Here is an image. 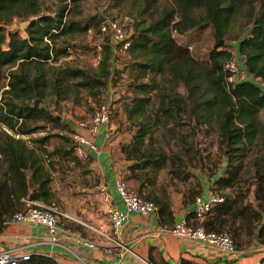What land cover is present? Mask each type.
Returning a JSON list of instances; mask_svg holds the SVG:
<instances>
[{"label":"trees","instance_id":"16d2710c","mask_svg":"<svg viewBox=\"0 0 264 264\" xmlns=\"http://www.w3.org/2000/svg\"><path fill=\"white\" fill-rule=\"evenodd\" d=\"M45 1L0 0V235L13 216L26 209L24 200L52 202L51 158L80 163L68 138L69 149L53 152L46 150L53 135L34 140L36 147L23 139L45 131L42 121L61 126L57 116L36 102L57 104L79 89L96 96L124 76L125 94L118 103L134 132L119 149L129 163V179L136 180V193L158 206L160 223L171 228L175 222L171 187L158 186L162 171L183 185L181 203L190 220L203 188L192 173L197 168L196 150L190 156L169 153L154 144L155 133L165 129L187 144L197 126L215 125L225 167L223 174H213L218 177L211 189L225 202L214 207L203 226L207 231H228L238 251L254 241L264 244V154L250 160L254 202L246 204V195L237 192L253 148L258 142L264 145V0H109L105 12L123 14L131 32L128 60L115 71L108 43L96 71L53 66L68 55V47L58 46L61 39L99 30L106 16L83 18L82 0H70L72 5L58 0L57 8L48 12ZM16 20L26 23L24 33L10 27ZM174 23L180 37L210 33L213 45L205 59L191 55L189 45L172 37ZM233 40L252 80L227 83L225 65L235 56ZM228 189L236 190L233 198L221 193ZM63 227L75 230L72 225ZM149 261L159 264L152 256ZM24 264L59 262L37 253Z\"/></svg>","mask_w":264,"mask_h":264},{"label":"rangeland","instance_id":"374dc122","mask_svg":"<svg viewBox=\"0 0 264 264\" xmlns=\"http://www.w3.org/2000/svg\"><path fill=\"white\" fill-rule=\"evenodd\" d=\"M68 3L72 5L70 0H68ZM108 3L109 0H82V17L89 18L95 15H105L109 19H117L123 21V23L127 25V22L124 21L125 16L123 14H120L114 9L109 10L107 13L105 12ZM57 6L58 0L45 1L46 11L48 12H53ZM25 25L26 23L16 20L10 27L17 28L24 33ZM93 32L94 35H90L88 32L82 37L70 36L61 39L58 42V46L68 47V55L60 58L57 63H53L52 65L55 67L72 66L87 71L98 70V66L95 65V60L99 53V51H97V46L100 45L101 48H103V46L108 43V39L101 38L98 30L93 29ZM179 42L193 48L192 51H190L191 55H199L204 59L207 57L208 52L213 45L212 37L210 33L206 31L201 35L189 33L186 37L179 39ZM230 43L235 50H238V45L235 40ZM237 55L241 58L239 53ZM113 57L114 61L111 70H121L123 63L128 60V53L127 51L118 52L116 55L113 54ZM117 78H120V76ZM253 81L256 82L254 79ZM124 83L125 77L122 76V79H116L115 81L110 82L108 87L99 90V93H97L96 96L92 95V92H89L88 90L79 89L72 97H70V99L61 101L57 104L54 101L43 102L42 104L39 103V106L41 105L42 107L47 108L49 112L60 119L61 126L56 127L51 123H45V121H42L40 125L46 127L45 131L35 133L31 136H25L23 139L30 147H36L34 140H38L50 134L54 137L50 139L46 146L48 152H53L57 148L69 149V144L71 145V142L67 144L65 138L71 140V134L74 128H76L81 121L90 118L100 103L103 102L105 96L110 95L115 104V113L112 118L114 128L113 142L115 143V147L110 154L112 156L113 166L117 168V171L124 175L123 169L127 164L123 161L119 145L128 142L134 132L131 123L126 120L120 104L118 103L121 102V97L125 94ZM1 84L4 85L6 83L3 81ZM262 118L264 120V113L262 114ZM1 130H3L2 127H0V131ZM184 133L186 134L187 131ZM187 142V144L183 143V139L177 135L175 136L171 134L165 129H161L155 133L154 144H156L158 148H162L169 153L173 151L183 156H190L192 155V149L196 150L198 155L197 168H192V173L195 174L196 177L202 178L205 182L209 181L213 183L218 177L217 175L224 173L225 167L223 153L217 145L218 135L216 126H197L196 132L193 133V136L189 138ZM186 149H189L190 151L185 152ZM263 151L264 145L261 142H258L251 152L250 159L247 160L240 185L237 187V192L246 195V204L254 202L256 191L253 171L249 170V165L251 163L250 160L257 155L264 154ZM50 164H52L50 169L52 175L51 189L53 192V199L50 204H45L53 206L64 214H74L76 219L93 225L85 212L88 210L91 211L90 209L92 207L95 208V211H99L100 205L104 206L100 188H107L105 183H103L102 173L97 165L98 161L91 159L86 163L80 162L78 164V161L74 162V160L71 159L64 160L55 155L51 158ZM88 168H92L93 171L89 172ZM217 171L218 174L216 177H213V174ZM130 181L136 183V180L134 179H130ZM158 184V186L170 185V198L173 200V206L177 208L179 202H181L183 185L176 180L170 179L167 171H162L160 173ZM221 193L233 198V196L236 195V190L228 189ZM100 213H103L104 216L108 218L105 209ZM262 222H264V219ZM61 223L67 225V220L62 219ZM12 225L14 224L8 226ZM11 231H14L15 233L22 232L18 227L13 228ZM225 232L229 233L228 231ZM0 242H2L0 243L1 245H4L3 243H5L1 241V239ZM247 245L246 247H248Z\"/></svg>","mask_w":264,"mask_h":264},{"label":"built area","instance_id":"2783aa9c","mask_svg":"<svg viewBox=\"0 0 264 264\" xmlns=\"http://www.w3.org/2000/svg\"><path fill=\"white\" fill-rule=\"evenodd\" d=\"M104 18L98 33L101 38H107L108 44L112 48V52L116 55L118 52H126L131 48V32L127 30L126 24L117 19ZM90 35H94L93 29L89 30ZM178 30L175 23L172 26V37H178ZM192 47L188 46V50L192 51ZM234 59L225 65L227 72V83H237L244 80H252L243 67L241 58L237 55L238 50L232 47ZM99 51L95 65L99 66L103 48L97 46ZM115 113V104L112 96L106 95L103 102L96 108L93 115L81 121L72 131L71 140L74 147V155L83 163L92 159L93 154L99 153L100 147L97 144V138L103 136L106 144H113L114 128L112 118ZM102 192V202L105 206L106 214L111 223L112 238L115 243H119L123 230L128 224L131 215H141L145 218L157 216L158 206L149 200L138 195L135 189L125 180H118L115 183V193L119 198L120 203L124 206L121 210L115 204L114 198L108 191V188H100ZM27 207L24 211L17 212L10 224L39 227L45 230L50 238L49 243L64 249H67L61 242V236L73 238L75 243L86 249L97 250L98 245L79 235H74L69 230L65 229L61 224V219H70L68 214H64L51 205H47L42 201L24 200ZM225 202V197L209 189L203 196L199 195L194 204V218L191 220L184 214L170 229L167 231L179 240L190 242H202L207 246L214 247L224 255H232L238 252L234 241L230 234L226 232L217 233L207 231L203 223L212 212L215 206ZM98 235L107 237L103 228L94 230ZM36 244L27 243H10L7 247L0 249V264H24L31 260L32 256L37 254ZM53 257L52 255H47ZM60 264V263H59Z\"/></svg>","mask_w":264,"mask_h":264},{"label":"crops","instance_id":"0c3cea01","mask_svg":"<svg viewBox=\"0 0 264 264\" xmlns=\"http://www.w3.org/2000/svg\"><path fill=\"white\" fill-rule=\"evenodd\" d=\"M96 141L101 151L93 154L92 160L98 161L97 165L101 170L103 183L113 196L115 204L121 210H124V206L116 196L115 183L118 180H126L136 189V183L130 181L128 177L130 175L129 163L123 160L127 165L123 169L124 175H122L112 164L110 153L114 150L115 143L106 144L103 136H99ZM107 148H110V150H107ZM88 169L93 171L92 168ZM199 179L203 188L202 195L204 196L212 187V183L205 182L200 177ZM104 209L105 206L100 205L99 211L101 212ZM90 210L85 214L93 225L76 219L74 214H68L70 219L67 220V225L69 227L72 225L75 228L74 231L69 229L74 235L95 242L98 245L97 250L86 249L77 245L73 238L61 236V242L68 248L67 250L50 244V238L45 230L39 227L21 225L8 226L4 230L0 235V239L5 243H3L4 245L0 244V249L7 247L10 243L32 242L36 244L35 248L38 253L52 255L60 264H150V256L159 264H178L181 260L190 261L193 264H264V244L254 241L250 246L239 250L235 254L224 255L214 247L207 246L202 242L177 239L167 231L170 229L168 226L160 223L158 215L148 218L136 214L131 215L119 243H115L111 240L112 228L109 218L105 217L103 213L95 211L94 207ZM173 211L175 224L185 214L182 203L179 202L177 208L173 206ZM17 227L23 233L11 231ZM99 228H103L107 237L100 236L94 231Z\"/></svg>","mask_w":264,"mask_h":264},{"label":"water","instance_id":"95a60500","mask_svg":"<svg viewBox=\"0 0 264 264\" xmlns=\"http://www.w3.org/2000/svg\"><path fill=\"white\" fill-rule=\"evenodd\" d=\"M103 21H104V18H103ZM39 105V103L38 102H36V106H38ZM107 150H110V148H107Z\"/></svg>","mask_w":264,"mask_h":264}]
</instances>
